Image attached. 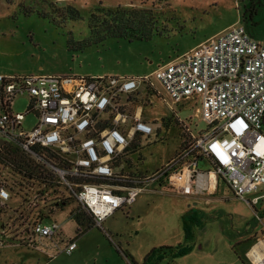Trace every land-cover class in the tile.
I'll return each instance as SVG.
<instances>
[{
	"label": "built area",
	"instance_id": "1",
	"mask_svg": "<svg viewBox=\"0 0 264 264\" xmlns=\"http://www.w3.org/2000/svg\"><path fill=\"white\" fill-rule=\"evenodd\" d=\"M142 94L160 98L173 112L191 109L193 124L180 119L189 142L176 158L140 175L125 161L137 137L154 133L142 120ZM18 98L29 99L26 113L13 110ZM28 115L35 124L25 130ZM7 152L24 162L17 168L1 159L0 210L13 204L17 210L26 205L57 211L74 201L101 226L153 185L191 196L205 175L256 204L258 198L247 197L264 186V44L237 23L142 77L0 74V155ZM201 161L209 163V172L199 170ZM3 166H12L19 182L5 181ZM0 230L4 246L6 229ZM30 239L71 255L78 235L68 238L57 221L39 220L30 225ZM260 247L262 258H249L253 264H264V238L251 250Z\"/></svg>",
	"mask_w": 264,
	"mask_h": 264
},
{
	"label": "rangeland",
	"instance_id": "2",
	"mask_svg": "<svg viewBox=\"0 0 264 264\" xmlns=\"http://www.w3.org/2000/svg\"><path fill=\"white\" fill-rule=\"evenodd\" d=\"M22 5L32 11L39 5L50 7L48 10L75 8L81 13V20H68L60 25L62 30H53L46 22L23 16ZM106 11H119L126 19L133 18L136 30L145 33L143 39H108L83 52L68 46L69 40L78 43L92 37L87 29L93 20L91 16H105ZM237 23L264 44V0H0V74L142 77ZM141 104L142 120L153 127L154 133L134 140L126 162L131 171L135 165L142 172L147 171L145 174H151L176 158L183 143L189 142L180 119L192 111L179 106L173 112L152 95L142 94ZM28 105V98H18L13 110L26 113ZM34 124V117L28 115L23 127L29 130ZM133 152L140 153L138 165L136 161L134 164L138 155ZM2 169L7 177L5 181L19 182L12 166ZM208 169L204 161L199 164L201 172ZM50 197L54 199L52 194ZM229 198L227 208L205 214L198 225H191L195 238L184 237L182 241L171 237L178 228L177 208L167 196L143 193L132 207L124 208L101 226L92 224L89 215L72 201L54 217L63 225L66 237H75L76 233L79 237L72 255L46 250L37 241L30 243V225L43 219L36 216L41 209L29 210L25 205L17 210L11 204L0 210V227L6 229V243L0 246V264H117L124 252L134 253L140 264H145L152 250L180 244L189 247L184 256L172 261L169 253L167 259L172 262L152 260L147 264H243L242 261L250 264L246 253L262 239L257 238L255 228L264 224L257 222L254 204ZM72 211L76 213L73 218L78 217L80 229L70 217ZM48 254L56 256L49 261Z\"/></svg>",
	"mask_w": 264,
	"mask_h": 264
},
{
	"label": "trees",
	"instance_id": "3",
	"mask_svg": "<svg viewBox=\"0 0 264 264\" xmlns=\"http://www.w3.org/2000/svg\"><path fill=\"white\" fill-rule=\"evenodd\" d=\"M21 8V14L27 18L34 17L36 20L46 22L53 30H62L60 25L62 23H65L66 21L70 20L71 22H76L81 20V13L75 9V8H66V10H60L56 8H51L48 10L45 6H38L36 10L32 11V9L28 7H24L23 5ZM107 13L105 16H97L92 15L91 18V24L87 27L88 31L90 33L88 35H92V37L88 39H84L83 41H80L78 43H75L72 40L68 41V46L73 45L75 48L80 52H83L84 49H87L91 47L92 45H98L100 43H103L104 41L108 39H120V38H130L132 39H138L141 40L145 36V33H139L140 30H136L137 27L133 25L135 20L133 18L126 19L124 15H122L119 11L113 12V11H106ZM102 19V20H101ZM74 48L69 50H73ZM185 112V111H184ZM189 125H192V117L191 115L186 116L184 119ZM203 127H200L199 129H195L198 134H201L203 130H201ZM134 153V152H133ZM134 154H137L135 161L137 164L139 161V155L140 153L136 152ZM14 155V156H12ZM8 156V157H7ZM4 155H0V162L1 159L3 161H11L17 168L22 167L24 159L16 154H13L11 152H7ZM126 166L129 167V164L125 161ZM46 209V211H44ZM40 214H37L36 216L40 215V217H43L42 220L49 221L54 213L53 211L49 210V207H43L41 208V211H39ZM42 213V214H41ZM50 216V217H49ZM75 221L77 222L79 229L81 228V224L78 222L75 218ZM90 222L93 224V220L90 217ZM197 224L194 222V220L186 219L185 221V234L186 239H190L191 237H194L193 230L191 226L192 224ZM91 228V227H90ZM189 251V247L187 245H178L176 247H161L158 249L152 250V252L146 257L145 264L151 262L152 260H157L159 262L164 261L167 259L168 254L170 253V258L173 260L180 258L184 256ZM125 256L128 257V254H125ZM131 258V257H130ZM243 264H246L244 261H242Z\"/></svg>",
	"mask_w": 264,
	"mask_h": 264
},
{
	"label": "crops",
	"instance_id": "4",
	"mask_svg": "<svg viewBox=\"0 0 264 264\" xmlns=\"http://www.w3.org/2000/svg\"><path fill=\"white\" fill-rule=\"evenodd\" d=\"M3 75H5V74H3ZM142 112L144 113L143 108H142ZM201 162H203V161H201ZM204 163H205L206 167L209 168L207 171V172H209V170H210L209 163L207 161H204ZM134 164H135V160H134ZM163 167L164 166H161L160 168H158L154 171H151V173L157 172L158 170L162 169ZM134 170H137L140 174L141 173H143V174L147 173V171L142 172L140 170V168L135 167V166H134ZM204 184H206L207 186H210L208 191L202 190ZM151 187L153 189L152 191H146L144 193L148 192V193H152V194H159V195H162L165 197L167 196V197L171 198V201L175 204L174 206L177 208L176 221L178 222V228H176V232H174V234L171 236L173 239H178L177 241H180V240L182 241L183 238L186 237L185 230H184L186 219L188 220V219L192 218L194 220V222L197 223V225H198L199 224L198 222L201 220V218H204L206 216L205 214L213 213L215 211H219L221 208H227V207H225V204L230 200V198H229L230 196L237 199L234 196L231 189L229 188V186L224 181H222V180H216L215 181L214 175H205L204 177H202L201 183H200V190L196 191V193L194 195H191V196H181V195L175 193L174 191H172L171 189H167V190H170V191H167L165 189V187H160L159 185H156V187L155 186H151ZM196 190H197V187H196ZM141 195L138 198H140ZM249 196L247 197L249 201L258 198V202L256 204H254L255 208L257 209V211L255 212V213H257L256 219H257V222L264 224V186H261L259 188L258 192L251 194ZM133 205L126 206L124 208H130ZM66 207H64L63 209L55 211V213L52 215L50 220L55 221L54 220L55 215L59 212L64 211L66 209ZM123 209H121V210H123ZM121 210L118 211L117 213L121 212ZM117 213H115L113 216H115ZM71 217L73 218V216H71ZM73 219L75 220V218H73ZM259 227H260V231L258 232L257 230L259 229ZM63 229H64V227L62 225V233L64 234ZM255 230H256V233H258L257 238L262 237V239H263L264 238V233H263L264 227L259 225L257 228H255ZM76 235H77V233H76ZM193 235L195 238L196 233L194 230H193ZM250 237H252V236H250ZM68 238H70V237H68ZM43 244H44L43 245L44 248L46 250H49V251L51 250V247L53 245L52 243H50L49 241H46V240L43 241ZM77 244H78V242H77ZM169 245H171V244H169ZM77 247H78V245H77ZM260 248L258 249V251L260 250ZM254 249L255 248H253V250ZM253 250H250L249 252L246 253V257L249 260L250 264H253V263L251 262V260L249 258H252L255 262H258V260L254 259V257L251 254ZM261 251H262V248H261ZM261 251H259V252H261ZM57 253H58V251H57ZM125 254H128V257L125 256ZM50 255H52V254L47 255V259L49 261L54 259V258L50 259ZM119 259L120 260H117V264H140V261L132 252H130V253L124 252V257H122V258L119 257ZM165 260L172 262L171 259L170 260L165 259Z\"/></svg>",
	"mask_w": 264,
	"mask_h": 264
},
{
	"label": "bare ground",
	"instance_id": "5",
	"mask_svg": "<svg viewBox=\"0 0 264 264\" xmlns=\"http://www.w3.org/2000/svg\"><path fill=\"white\" fill-rule=\"evenodd\" d=\"M261 251V248L260 250ZM257 248H255L253 251H252V256L254 257V259H257L258 261H260V259L262 258V254L261 252H259Z\"/></svg>",
	"mask_w": 264,
	"mask_h": 264
}]
</instances>
